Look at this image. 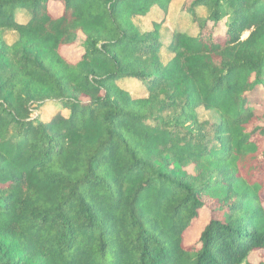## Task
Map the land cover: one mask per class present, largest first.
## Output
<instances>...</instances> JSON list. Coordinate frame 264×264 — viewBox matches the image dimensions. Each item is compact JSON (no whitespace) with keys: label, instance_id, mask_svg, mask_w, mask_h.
I'll list each match as a JSON object with an SVG mask.
<instances>
[{"label":"trees","instance_id":"trees-1","mask_svg":"<svg viewBox=\"0 0 264 264\" xmlns=\"http://www.w3.org/2000/svg\"><path fill=\"white\" fill-rule=\"evenodd\" d=\"M172 1L0 0V264H264V0Z\"/></svg>","mask_w":264,"mask_h":264},{"label":"rangeland","instance_id":"rangeland-1","mask_svg":"<svg viewBox=\"0 0 264 264\" xmlns=\"http://www.w3.org/2000/svg\"><path fill=\"white\" fill-rule=\"evenodd\" d=\"M182 2L183 0H173L170 3L166 13L159 9H155L144 17L135 18L134 22L141 32L152 29L154 23L162 22V37H167L178 30H186L190 33L194 32L195 28L194 24L191 22L190 16L184 13L181 9ZM50 8L54 14L59 13L58 11L61 9V7L53 5H51ZM16 17L20 23H24L28 19L29 13L27 11H19L16 14ZM4 40L7 44L13 43L14 32H7L6 35H4ZM62 52L65 57L73 61L78 57L77 51L73 48H65L62 50ZM123 84H125L128 88L132 89L133 96H145L144 87L138 80H125L123 81ZM57 111L58 109H56L53 105H46L42 109H40L38 113L42 114V118L44 120H48L55 113H57ZM197 115L200 121L207 120L209 122H217L218 120L216 113L204 110L202 108H199L197 110ZM206 222L207 214L203 212L200 214L198 220H196L192 227L186 232V244H190L195 240L198 232ZM259 258L260 252L256 251L250 254L248 260L251 263H257Z\"/></svg>","mask_w":264,"mask_h":264}]
</instances>
